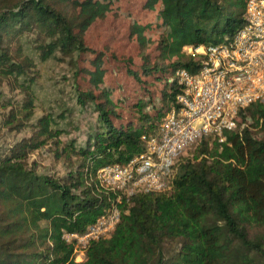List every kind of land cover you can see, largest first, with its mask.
<instances>
[{"label": "trees", "instance_id": "16d2710c", "mask_svg": "<svg viewBox=\"0 0 264 264\" xmlns=\"http://www.w3.org/2000/svg\"><path fill=\"white\" fill-rule=\"evenodd\" d=\"M111 3L0 0V81L14 83L25 97L4 124L18 112L22 120L31 118L34 79L28 75L35 64L26 47L41 62L55 54L67 59L79 107L96 116L84 144L70 143L78 164L65 177L39 173L28 163L54 137L46 118L31 137L0 148V264H264V102L240 109L222 142L197 140L192 158L176 159L164 190L137 192L118 204L120 218L110 236L90 241L84 259L74 262L73 244L63 236L84 233L116 199L99 187L97 170L140 154L143 138L156 135L162 119L179 107L183 87L175 72H195L203 58L183 49L229 41L246 22V0H146L147 11L158 8L160 32L152 40L157 54L141 51L138 62L123 59L126 77L142 90L127 117L99 87L105 54L85 38ZM149 24L130 27L143 50ZM87 54L93 55L92 69L85 71L80 60ZM82 73L88 77L85 88L79 84ZM7 106L0 93V109ZM22 128L23 122L11 130Z\"/></svg>", "mask_w": 264, "mask_h": 264}, {"label": "built area", "instance_id": "2783aa9c", "mask_svg": "<svg viewBox=\"0 0 264 264\" xmlns=\"http://www.w3.org/2000/svg\"><path fill=\"white\" fill-rule=\"evenodd\" d=\"M244 25L229 40L216 45L189 48L203 56L195 72H175L183 90L162 119L156 135L144 139L143 151L124 165L99 168V187L115 194V202L82 234L63 236L73 244V260L81 262L92 240L107 238L119 222L118 204L137 192L164 190L176 159L202 137L223 141L235 128L238 111L264 102V0H246ZM79 254L81 259H76Z\"/></svg>", "mask_w": 264, "mask_h": 264}, {"label": "rangeland", "instance_id": "374dc122", "mask_svg": "<svg viewBox=\"0 0 264 264\" xmlns=\"http://www.w3.org/2000/svg\"><path fill=\"white\" fill-rule=\"evenodd\" d=\"M145 3L146 0H112L111 11L104 19L96 21L88 29L85 37L86 43L92 49L105 54L102 65L105 70V82L99 87L108 90L113 101L116 102L118 111L128 115L127 117H131V112L129 114L128 112L131 111L132 103L141 97L142 90L134 86L126 77L123 59L131 58L132 61L138 62L141 51L146 54L150 53L152 56L157 54L152 40L160 32L158 31L159 24H156L158 18L155 16L158 8L156 7L154 12H149L144 8ZM133 23L137 25L150 23L145 31L149 46L144 50L139 47L134 36H130V27ZM26 51L35 64L29 70L28 75L34 79L31 118L28 121L22 120L23 115L18 112L10 125L4 124L9 111L11 109L17 111L25 97L14 83L1 80L0 93L8 106L0 109V148L5 150L22 138L31 137L37 129L38 120L46 118L50 121V129L55 132L54 137L33 152L29 156L28 163H34L39 173L65 177L66 173L78 164L71 152L70 143L76 148L84 144L91 126L95 123L96 116L90 108L79 107L67 59L55 54L54 58L41 62L36 53L30 52L27 47ZM183 51L191 54L185 48ZM114 55L119 60L115 59ZM92 59L93 55H83L80 66L85 71L91 70ZM79 84L81 88L88 85V77L85 73L79 77ZM152 85H150L151 90L154 89ZM99 90H96V93ZM22 122L24 128L21 132L11 130L15 128L16 123L21 124ZM192 151L193 147L183 157H188ZM75 258L81 259V256L77 254Z\"/></svg>", "mask_w": 264, "mask_h": 264}]
</instances>
